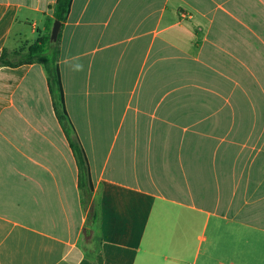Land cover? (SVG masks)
<instances>
[{
	"label": "crops",
	"instance_id": "0c3cea01",
	"mask_svg": "<svg viewBox=\"0 0 264 264\" xmlns=\"http://www.w3.org/2000/svg\"><path fill=\"white\" fill-rule=\"evenodd\" d=\"M57 0H0V264H264V0H73L59 66L101 205L39 63Z\"/></svg>",
	"mask_w": 264,
	"mask_h": 264
},
{
	"label": "trees",
	"instance_id": "16d2710c",
	"mask_svg": "<svg viewBox=\"0 0 264 264\" xmlns=\"http://www.w3.org/2000/svg\"><path fill=\"white\" fill-rule=\"evenodd\" d=\"M72 3L73 0H57L54 8V19L59 20L62 24L57 41L50 40V33L45 37L38 38L24 55L21 64L39 63L45 71L55 114L69 141L77 163L81 202L87 212L82 248L85 255L93 260L101 251L103 242L100 199L98 196H94L88 159L70 121L59 66L62 28L68 19ZM0 61L2 64L11 65L9 62H5L4 55L1 56Z\"/></svg>",
	"mask_w": 264,
	"mask_h": 264
},
{
	"label": "water",
	"instance_id": "95a60500",
	"mask_svg": "<svg viewBox=\"0 0 264 264\" xmlns=\"http://www.w3.org/2000/svg\"><path fill=\"white\" fill-rule=\"evenodd\" d=\"M61 22L59 20H55L52 26L50 40L51 41H57L59 32L61 30Z\"/></svg>",
	"mask_w": 264,
	"mask_h": 264
}]
</instances>
